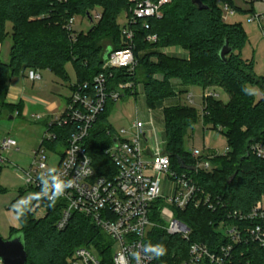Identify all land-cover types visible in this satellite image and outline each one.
I'll list each match as a JSON object with an SVG mask.
<instances>
[{
    "label": "trees",
    "instance_id": "obj_1",
    "mask_svg": "<svg viewBox=\"0 0 264 264\" xmlns=\"http://www.w3.org/2000/svg\"><path fill=\"white\" fill-rule=\"evenodd\" d=\"M201 1L206 8L201 9L193 0H172L164 6L161 18L149 19V28L140 22L134 25V54L138 65L132 73L110 69L108 84L114 89L120 83L132 82L135 90H127L126 94H137V86L143 84L151 107L187 91V88L178 91L175 80L183 86H201L203 90L219 85L226 91L229 95L226 102L213 95L203 97L204 127L220 129L229 147L226 154L210 159L212 169L209 171L182 169L177 159L179 156L189 165L197 163L191 151L185 148L188 130L198 120L197 110L186 104L164 107L167 136L164 150L170 157L172 169L190 175L202 195H209L213 202V208L204 204L189 205L183 210L175 208V214L192 229L191 241L206 243L212 250L232 244L230 264H264V247L245 231L254 222L230 216L233 211L249 212L264 196V160L250 151L252 143H264V77L255 72L254 59L242 55L248 41L242 24L228 22L219 6L218 2L223 1L235 8L231 0ZM130 7L129 0H0V42L8 35L12 38L9 61L0 59V115L5 110L12 115L16 111L22 113V101L10 103L7 100L8 81L28 69H48L68 79L65 66L72 62L77 81L69 84V88L74 90L82 83H91L103 71L108 53L125 46L119 18L124 11L128 14ZM95 9L100 10L101 18L86 32L71 35L66 28L70 18L77 15L89 18ZM8 23H11L10 31ZM150 35H156L157 40L149 41ZM105 39L110 41L108 48L103 43ZM226 43L231 51L224 61L219 51ZM173 46L186 49L189 57L163 51ZM254 85L263 91L259 100L252 89ZM246 87L251 92H245ZM114 102L108 101L87 139V150L99 174L107 175L116 169L106 153L112 143V135L107 131L115 132L109 121ZM52 130L66 145L71 127ZM41 201L47 206L46 215L35 218L30 211L21 221V227H11L8 236L23 234L27 264H68L78 246H98L106 241L92 218L78 212L65 228H58L63 203L57 201L55 207H49L47 200ZM161 207L160 198L152 206L158 222ZM222 223L238 224L243 230L241 241L233 242L220 229ZM148 242L163 243L167 247V255L158 259L159 264H180L189 246V241L159 227L151 231Z\"/></svg>",
    "mask_w": 264,
    "mask_h": 264
},
{
    "label": "built area",
    "instance_id": "obj_2",
    "mask_svg": "<svg viewBox=\"0 0 264 264\" xmlns=\"http://www.w3.org/2000/svg\"><path fill=\"white\" fill-rule=\"evenodd\" d=\"M129 1L130 11L126 13L125 23L121 24L125 46L108 53L103 71L96 75L91 83H82L72 90L60 115L49 116L48 135L40 141L34 151L32 167L30 171L25 172V177L29 183H35L36 188L40 189L41 174L38 172L48 166L49 150L58 153L60 159L55 168L63 173L64 179L73 180V186L58 200L63 203L57 221L58 228H65L72 215L78 212L92 218L106 239L103 245L78 246L68 264H136L131 253L142 252L149 234L157 227L170 235H178L189 241L186 255L180 264H230L232 244L212 250L206 243L190 240L192 229L177 218L175 208L183 210L189 205L199 207L201 204L213 208L212 199L209 195H202L198 183L190 175L179 174L172 169L170 157L164 150L165 145L157 143L153 135L154 129L145 121L137 118L129 129L121 131L115 129L113 133L111 130L107 131L112 135V143L106 148V153L112 158L115 171H109L107 175L99 174L93 157L87 150V139L97 124L99 115L105 111L108 101H116L125 96L127 90H135L132 82L120 83L114 89H110L107 77L108 71L112 68L125 69L128 73L136 69L138 61L134 54L133 26L140 22L143 27L149 28V19L161 18L164 6L172 2V0ZM234 12L235 9L225 3L224 15L228 16ZM260 17L264 20V16ZM92 18L93 21L94 19L98 21L101 18L100 11ZM74 21L75 17H72L66 24V28L73 36L76 34ZM260 27L264 36V24H260ZM147 39L156 41L157 36L150 35ZM27 77L34 82L40 80L42 75L39 69L31 68L27 70ZM209 95L219 97L215 90L204 92V96ZM188 98L190 102L193 101L191 94ZM33 117L41 119L43 116L34 114ZM64 126L71 127L66 145L52 130L54 127ZM215 131L217 134L221 133L220 129ZM61 145L65 146L63 151L58 149ZM16 146L17 142L11 136L0 139V166L8 161L3 152ZM228 151L227 146L224 153L216 152L204 156L199 150H191L192 156L197 159L196 170H211L210 159L214 155L226 154ZM250 151L264 160L263 142L252 143ZM32 170L36 172L35 176L31 175ZM167 175L175 181V191L168 199L174 206L173 214L168 221L163 214L165 206H162L159 211V220L162 224L159 225L152 213V206L162 197V180ZM37 208H42L41 201L35 204L33 210ZM230 216L253 221L254 224L245 228V231L264 247L263 197L249 212L233 211ZM220 229L233 242L241 241L243 230L238 224L222 223ZM114 245H118L115 253L112 252ZM0 264H4L1 257ZM144 264L159 263L158 259L149 260L145 257Z\"/></svg>",
    "mask_w": 264,
    "mask_h": 264
},
{
    "label": "rangeland",
    "instance_id": "obj_3",
    "mask_svg": "<svg viewBox=\"0 0 264 264\" xmlns=\"http://www.w3.org/2000/svg\"><path fill=\"white\" fill-rule=\"evenodd\" d=\"M235 7V12L228 17V22H240L248 36V41L242 48L244 58L254 59L255 72L257 75L264 77V36L260 24H264V20L260 16H264V1L263 0H231ZM219 6L224 10L225 2L219 1ZM100 10L95 9L92 12V17ZM260 18H259V17ZM126 21V12H122L119 22L121 24ZM96 19L91 21L87 16H75L74 29L76 33L87 31ZM8 31L11 30V23L7 25ZM106 48L109 47L110 41H103ZM12 44L11 35H8L0 42V59L8 62L10 59V47ZM68 79L56 75L52 71L45 69L40 70L43 78L32 82L27 78V71L19 75L11 76L8 81L10 88L20 90L23 95L27 96L24 100L25 108L22 113L15 114L3 111L0 115V139L11 136L17 146L9 148L3 152L7 158L6 164L1 165L0 170V185L3 191L0 192V233L7 238L10 234L11 227H21V221H17L12 212V205L21 197L29 193L39 192L35 183H29L25 177V172L30 171L34 161V151L38 148L40 141L48 135L47 121L49 116L60 115L66 107L65 99L70 95L69 84L77 81V73L72 62H68L65 66ZM145 76L141 77L143 80ZM158 77L162 75L158 74ZM174 82L178 83V80ZM183 87V86H182ZM182 87L177 88L181 89ZM185 88V87H184ZM214 89L220 93L219 99L228 101L229 95L219 85H212L205 89L206 91ZM256 99L259 100L263 96V91L260 86L252 87ZM8 91V92H9ZM137 94H126L116 100L109 114V121L116 130L129 129L130 125L137 118L145 121L154 129V137L158 144L165 145L167 136L165 132L164 107L171 104H186L193 106L198 112L197 123L188 130L185 139V148L188 150H199L201 154L207 156L210 153H224L227 147L226 139L223 134L212 129L204 127L203 124V88L198 85L187 87V91L179 93L175 97H170L164 101L158 102L154 107H151L146 99L143 84H139L136 88ZM205 91V92H206ZM194 94L193 101H189V94ZM8 100V99H7ZM41 103L44 106H40ZM29 107V110L26 109ZM33 114H40L43 117L37 119L32 117ZM49 114L48 116H46ZM64 150L65 146L58 147ZM60 155L53 150L48 153V166L45 169L39 170L38 174L47 171L48 168H55L59 161ZM32 176L36 172L32 170ZM175 191V181L165 176L162 180V206H165L163 211L164 216L169 221L173 214V207L168 199L173 196ZM32 202V211L35 218H42L47 213V206L41 201L42 208L33 210L35 205ZM43 209V212L41 210ZM162 224L161 221L158 222ZM118 250V245H114L112 252Z\"/></svg>",
    "mask_w": 264,
    "mask_h": 264
},
{
    "label": "clouds",
    "instance_id": "obj_4",
    "mask_svg": "<svg viewBox=\"0 0 264 264\" xmlns=\"http://www.w3.org/2000/svg\"><path fill=\"white\" fill-rule=\"evenodd\" d=\"M245 92H251L250 88H244ZM40 179V191L29 193L21 197L12 205V212L17 221H22L27 214L32 211V202L47 200L49 207H55L56 202L62 197L66 190L73 186L72 179H64L63 173L56 168H48L42 173ZM168 249L163 243L148 242L143 246V251H134L131 253L132 259L136 264H144V258L159 259L167 255Z\"/></svg>",
    "mask_w": 264,
    "mask_h": 264
},
{
    "label": "water",
    "instance_id": "obj_5",
    "mask_svg": "<svg viewBox=\"0 0 264 264\" xmlns=\"http://www.w3.org/2000/svg\"><path fill=\"white\" fill-rule=\"evenodd\" d=\"M198 6L203 9L206 5L202 3L201 0H193ZM89 19L93 21L92 16ZM231 51L228 43H226L219 51L220 57L226 61L227 53ZM178 162L182 169L186 170H196L195 165L187 164L181 157H177ZM0 257L4 264H27L28 254L26 250V244L22 233L14 234L10 237H3L0 233Z\"/></svg>",
    "mask_w": 264,
    "mask_h": 264
},
{
    "label": "crops",
    "instance_id": "obj_6",
    "mask_svg": "<svg viewBox=\"0 0 264 264\" xmlns=\"http://www.w3.org/2000/svg\"><path fill=\"white\" fill-rule=\"evenodd\" d=\"M230 15H228V16H225V18H226V20L228 19V17H229ZM228 21V20H227ZM163 51L164 52H166V53H170V54H175V55H180V56H182V57H185V58H187V57H189V53H188V51L186 50V49H184V48H182V47H180V46H173V47H166V48H164L163 49ZM42 75V74H41ZM27 76V75H26ZM28 78V77H27ZM42 78H43V76H42ZM41 78V79H42ZM40 79V80H41ZM33 82V81H32ZM35 82V81H34ZM177 84V86L178 87H182L183 85H181L180 83H176ZM191 86V85H190ZM190 86H183L182 88L184 89V87L185 88H187V87H190ZM208 90H210V89H208ZM212 90H214V89H212ZM69 91H70V95H71V92H72V90L69 88ZM206 90H203V97H204V92H205ZM218 92V91H217ZM219 93V92H218ZM193 97H194V94L191 92L190 93ZM189 94V95H190ZM69 95V96H70ZM219 95H220V93H219ZM68 96V97H69ZM68 97L65 99V101L67 102V100H68ZM7 99H8V101L10 102V103H18L19 101H22L23 102V108H25V106H24V100H26L27 99V96L24 94L23 95V93L20 91V90H18V89H16V88H10V91L8 92V96H7ZM36 104H39L40 106H44L43 104H41V103H36ZM26 109L27 110H29V107H27L26 106ZM34 115V114H33ZM33 115H32V117H33ZM49 114H47L46 116H48ZM263 198H264V196H263Z\"/></svg>",
    "mask_w": 264,
    "mask_h": 264
}]
</instances>
